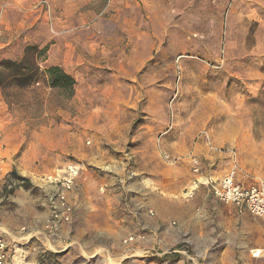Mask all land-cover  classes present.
Returning <instances> with one entry per match:
<instances>
[{"label":"rangeland","instance_id":"1","mask_svg":"<svg viewBox=\"0 0 264 264\" xmlns=\"http://www.w3.org/2000/svg\"><path fill=\"white\" fill-rule=\"evenodd\" d=\"M38 1L34 7L42 12ZM100 1L102 8L108 2ZM186 3L174 1L171 8L166 2L169 11L148 18L144 37L133 38L131 51L126 49L133 61L142 56L145 63L141 69L133 64L126 77L107 73L114 94L81 92L74 98V91L63 99L43 83L0 89V140L5 136L0 153L9 175L0 176V232L17 264H29L33 254L37 264H182L179 254L158 256L155 246L146 252L139 244L126 245L127 223L109 224L123 217V207L116 215L107 207L117 197L121 205L135 196L146 199L145 189H162L165 198L189 203L182 194L194 179L192 156L200 160L203 175L223 174L233 154L249 178L264 177V0ZM45 15L55 33L50 13ZM27 46L46 48L47 58L49 44L30 43L10 59H21ZM121 83L125 88L116 90ZM115 126L127 130L118 133ZM12 142L20 145L4 150ZM68 166L97 182L83 206L80 196L74 203V192L69 229L64 223L49 230L53 190L47 179L62 177ZM12 171L25 180L12 177ZM214 206L230 216L227 205ZM249 218L246 248L264 241V219ZM182 248L188 250L184 264H190V247ZM245 250L244 264H264Z\"/></svg>","mask_w":264,"mask_h":264},{"label":"crops","instance_id":"2","mask_svg":"<svg viewBox=\"0 0 264 264\" xmlns=\"http://www.w3.org/2000/svg\"><path fill=\"white\" fill-rule=\"evenodd\" d=\"M37 1L0 0L2 32L0 58H16L15 56L20 55L23 48L30 43L40 46L49 44L44 67L59 66L75 79L74 98L80 97L81 92L87 95H102L110 91L114 94L116 91L109 84L107 73L115 75L114 71H117L126 77L128 75L126 70L131 69L133 64L135 69H141L145 59L140 56V59L136 58V61H133L131 54L127 55L126 49L128 48V52L131 51L133 38L144 37L148 28V18L151 16L157 18L158 10L161 14L165 13V8L169 11V8L165 7L166 2L171 8L174 1H177L178 5L181 2V0H109V10L112 13L99 16L102 8L100 4L98 5L100 0H48L55 32L51 33L46 15L34 7ZM193 2L195 0H187L186 5ZM123 88H125L123 83L116 86V90ZM119 101L116 96V109L119 108ZM120 111L119 108L118 112ZM114 130L125 133L127 129L115 126ZM20 133L17 132V137ZM4 137L2 136L0 142ZM19 145L20 143L12 142L4 150ZM95 182L97 179L91 174L78 175L75 204L78 203L79 196L80 205L86 203V192L94 189ZM188 188L190 191L191 183ZM160 191L165 192L162 189L158 191L145 189L143 193L146 194V199L131 197L129 202L123 205L117 203L119 201L117 197L116 204L107 207L110 215H116L121 210L120 207H123L122 210L125 212L123 217L114 218L113 222L109 223L112 228L121 222L127 223L124 228L126 233L130 231L131 234L123 238V241L131 235L137 236L138 232L144 233L142 236L134 237L135 239L125 243L126 245L139 244L146 252L155 246L158 256L170 257L179 254L182 257L180 258L182 264L185 255L188 254V250L182 248L183 243L190 247V264H239L238 261L244 264L245 249L251 253V250L261 247L262 244L256 243L246 248L244 243V228L251 215L237 214L231 205H227L230 216L223 214L224 209L214 206L217 201L204 187L190 198L189 203L184 204L172 197L165 198L160 195ZM186 193L183 192L182 195L186 196ZM92 194L96 192L93 190ZM79 215L80 212H77L78 217ZM69 225H65L66 229H69ZM93 226L96 230L102 229L101 226ZM9 257L10 264L18 263L19 259L16 255H11L10 250ZM251 258L259 260L252 256ZM28 263L37 264L35 254Z\"/></svg>","mask_w":264,"mask_h":264},{"label":"built area","instance_id":"3","mask_svg":"<svg viewBox=\"0 0 264 264\" xmlns=\"http://www.w3.org/2000/svg\"><path fill=\"white\" fill-rule=\"evenodd\" d=\"M37 7L45 14L50 13L47 0H39ZM108 9L109 0L99 12V16H103ZM164 157L166 160L169 159L167 154ZM231 161L230 168L223 175L213 177L203 175L200 160L196 156H192L190 164L194 179L191 182V190L187 191L186 197L192 198L201 187H204L218 203L233 206L237 214L248 213L253 217L264 219V177L259 176L251 179L247 173L240 169L233 154H231ZM5 165L6 159L0 153V172L4 171L2 175L0 173V176L4 179L9 176ZM78 175L79 170L75 166H68L62 177H49L47 179L48 186L53 190L49 196L50 214L46 221L49 230H56L62 224L71 222L74 212L72 199L74 198ZM133 239V236H129L124 243L131 242ZM259 250L263 253L256 254L255 249H253L251 256L255 259H264V241ZM0 264H10L7 241L1 232Z\"/></svg>","mask_w":264,"mask_h":264},{"label":"trees","instance_id":"4","mask_svg":"<svg viewBox=\"0 0 264 264\" xmlns=\"http://www.w3.org/2000/svg\"><path fill=\"white\" fill-rule=\"evenodd\" d=\"M106 1V0H103ZM42 59L40 60V58ZM46 58V48L27 46L24 56L19 60L4 59L0 61V89H27L41 83L52 90H57L63 99H70L74 95L76 81L59 66L41 68L40 62ZM12 177L25 180L17 176L16 171L10 173Z\"/></svg>","mask_w":264,"mask_h":264},{"label":"bare ground","instance_id":"5","mask_svg":"<svg viewBox=\"0 0 264 264\" xmlns=\"http://www.w3.org/2000/svg\"><path fill=\"white\" fill-rule=\"evenodd\" d=\"M257 249H258V252H257L256 249H255V251L257 252L256 254H258V253H263L262 251L259 250V248H257ZM255 251H254V252H255Z\"/></svg>","mask_w":264,"mask_h":264}]
</instances>
